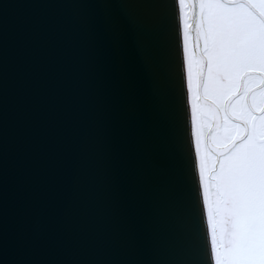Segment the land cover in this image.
<instances>
[{
  "label": "water",
  "instance_id": "water-1",
  "mask_svg": "<svg viewBox=\"0 0 264 264\" xmlns=\"http://www.w3.org/2000/svg\"><path fill=\"white\" fill-rule=\"evenodd\" d=\"M176 13L0 0V264H213Z\"/></svg>",
  "mask_w": 264,
  "mask_h": 264
},
{
  "label": "snow or ice",
  "instance_id": "snow-or-ice-1",
  "mask_svg": "<svg viewBox=\"0 0 264 264\" xmlns=\"http://www.w3.org/2000/svg\"><path fill=\"white\" fill-rule=\"evenodd\" d=\"M192 7L203 41L196 72L208 155L199 177L214 264H264V0H196ZM188 27L185 12V38Z\"/></svg>",
  "mask_w": 264,
  "mask_h": 264
},
{
  "label": "flooded vegetation",
  "instance_id": "flooded-vegetation-1",
  "mask_svg": "<svg viewBox=\"0 0 264 264\" xmlns=\"http://www.w3.org/2000/svg\"><path fill=\"white\" fill-rule=\"evenodd\" d=\"M187 1V0H186ZM188 2H186L187 4ZM188 5L187 7L184 8V16H185V12L187 13V19L189 22H191V20L193 21V19H195L196 17L194 16V14H191V11L193 10L192 8L189 10L188 9ZM195 17V18H194ZM185 18H183L184 21ZM193 25V24H192ZM187 45H188V49L187 52L189 53V58H188V64L191 61L192 63V74H191V78H190V87L192 88V92L195 94V99L197 101V105H198V109L200 111V115H201V105H199V101L197 99L198 96V88H197V72H196V67H197V61L199 59L201 50H202V44L203 41L197 40V28L196 25L195 26H190L188 27V35H187ZM191 59V60H190ZM202 118V115H201ZM202 124V123H201ZM200 124V125H201ZM201 146L204 147V154L208 153V138L204 135V129H201Z\"/></svg>",
  "mask_w": 264,
  "mask_h": 264
},
{
  "label": "bare ground",
  "instance_id": "bare-ground-1",
  "mask_svg": "<svg viewBox=\"0 0 264 264\" xmlns=\"http://www.w3.org/2000/svg\"><path fill=\"white\" fill-rule=\"evenodd\" d=\"M182 13H183V10H182V8L181 7H179L178 8V6H177V17H178V19H179V23H178V29L180 30V38H181V40H182V42H183V46H182V54L184 53V51H186L187 50V47H186V42H187V40H186V38L184 39V21H183V18H184V16L182 15ZM186 40V41H185ZM185 59H186V64H187V58L185 57ZM184 62H183V64H184V67L186 68V74H187V72H188V65L189 64H187V67H186V64H185V60H183ZM190 76H189V80H190ZM191 90H192V88H191ZM192 135H193V147L195 148V158H196V164H197V170H199V162H200V150H199V148H197L196 147V131H195V135H194V132L192 133ZM201 182H202V180H201ZM202 185H203V182H202ZM205 209H206V217H207V205H205ZM213 253V252H212ZM213 264H214V254H213Z\"/></svg>",
  "mask_w": 264,
  "mask_h": 264
},
{
  "label": "rangeland",
  "instance_id": "rangeland-1",
  "mask_svg": "<svg viewBox=\"0 0 264 264\" xmlns=\"http://www.w3.org/2000/svg\"><path fill=\"white\" fill-rule=\"evenodd\" d=\"M182 10H183V16H184V7H182ZM185 17V16H184ZM187 39V38H186ZM187 49H188V45H187ZM188 58H189V55H188ZM191 60V59H190ZM187 64H188V61H187ZM189 66V65H188ZM188 76H189V73H188ZM191 77V76H190ZM191 96H192V99H193V104H192V111H193V115H194V127H195V131H196V135L197 133L199 132L200 133V142H201V129H203V125H204V121L201 119L200 115H199V111L197 110L198 109V105H197V101L195 99V94L192 92L191 93ZM194 102H195V107H193L194 105ZM202 123V124H201ZM201 124V125H200ZM199 150H200V158H201V155H205L207 156L208 153H205L204 154V147L201 146V143L199 145ZM208 173L206 172L205 173V177H207Z\"/></svg>",
  "mask_w": 264,
  "mask_h": 264
}]
</instances>
